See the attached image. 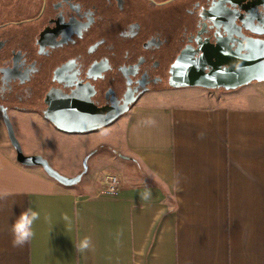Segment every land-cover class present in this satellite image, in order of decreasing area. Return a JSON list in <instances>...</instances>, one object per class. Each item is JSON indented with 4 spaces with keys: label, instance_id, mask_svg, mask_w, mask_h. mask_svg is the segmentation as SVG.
I'll use <instances>...</instances> for the list:
<instances>
[{
    "label": "crops",
    "instance_id": "obj_1",
    "mask_svg": "<svg viewBox=\"0 0 264 264\" xmlns=\"http://www.w3.org/2000/svg\"><path fill=\"white\" fill-rule=\"evenodd\" d=\"M88 144L85 173L66 187L15 161L0 119V264H264V90L147 97ZM29 207L34 235L13 247ZM84 237L92 247L78 252Z\"/></svg>",
    "mask_w": 264,
    "mask_h": 264
},
{
    "label": "flooded vegetation",
    "instance_id": "obj_2",
    "mask_svg": "<svg viewBox=\"0 0 264 264\" xmlns=\"http://www.w3.org/2000/svg\"><path fill=\"white\" fill-rule=\"evenodd\" d=\"M250 55L264 67V0H0V106L63 133Z\"/></svg>",
    "mask_w": 264,
    "mask_h": 264
},
{
    "label": "rangeland",
    "instance_id": "obj_3",
    "mask_svg": "<svg viewBox=\"0 0 264 264\" xmlns=\"http://www.w3.org/2000/svg\"><path fill=\"white\" fill-rule=\"evenodd\" d=\"M262 90H264V81H252L229 91H239L243 94H257L258 91L262 92ZM11 117L15 135L20 142L24 153L33 154L24 148L20 138L26 139L28 145L40 149L42 152L40 155L46 158L54 169L67 177H72V175L65 171H59L54 166V160L66 166L78 163L81 171L83 169L84 160L93 151L92 147L90 151L84 152L85 146L89 145L88 143L92 144L100 136V133L82 135L59 132L50 124L47 123L44 125L43 123L45 122L38 117L29 114L17 116L12 113ZM4 135L7 137L5 127Z\"/></svg>",
    "mask_w": 264,
    "mask_h": 264
},
{
    "label": "water",
    "instance_id": "obj_4",
    "mask_svg": "<svg viewBox=\"0 0 264 264\" xmlns=\"http://www.w3.org/2000/svg\"><path fill=\"white\" fill-rule=\"evenodd\" d=\"M222 60L216 65V72L214 73L215 81L208 82L205 80H188L183 86L189 87H200L204 89H223L226 91L235 89L252 81H264V67L262 66L260 60H258L254 55H250L249 59H246L243 65H240V60L235 59L234 68L229 72L221 71ZM244 69V71H242ZM0 117L4 124L8 141L15 153V161L24 166V167H34L39 166L42 168L44 173L57 182L60 185L69 187L77 184L87 168V159L84 160L83 169L72 177H67L59 173L56 169H54L48 160L41 156L40 154H25L20 142L18 141L14 128L12 125V121L9 117L8 111L3 106H0Z\"/></svg>",
    "mask_w": 264,
    "mask_h": 264
},
{
    "label": "clouds",
    "instance_id": "obj_5",
    "mask_svg": "<svg viewBox=\"0 0 264 264\" xmlns=\"http://www.w3.org/2000/svg\"><path fill=\"white\" fill-rule=\"evenodd\" d=\"M8 195L7 192L0 193V198H5ZM40 219V213L32 208H26L20 212V214L13 220L11 224V236L13 247H23L28 243L33 235V225ZM45 219H48L45 217ZM65 221L69 220V217L65 215L63 217ZM92 247V241L90 237H84L76 244V250L78 252H85Z\"/></svg>",
    "mask_w": 264,
    "mask_h": 264
},
{
    "label": "built area",
    "instance_id": "obj_6",
    "mask_svg": "<svg viewBox=\"0 0 264 264\" xmlns=\"http://www.w3.org/2000/svg\"><path fill=\"white\" fill-rule=\"evenodd\" d=\"M106 193L113 195L117 189V179L116 177H111L109 180H106Z\"/></svg>",
    "mask_w": 264,
    "mask_h": 264
}]
</instances>
